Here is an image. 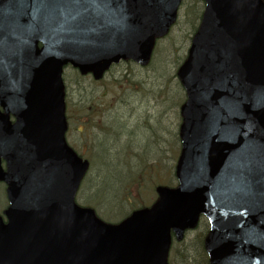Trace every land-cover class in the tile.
Wrapping results in <instances>:
<instances>
[{"label": "water", "instance_id": "1", "mask_svg": "<svg viewBox=\"0 0 264 264\" xmlns=\"http://www.w3.org/2000/svg\"><path fill=\"white\" fill-rule=\"evenodd\" d=\"M182 1L0 0V182L9 201L0 264H168L172 232L183 240L202 215L210 264H264L263 0H204L178 72L187 95L179 186L158 188L152 208L118 225L75 203L89 163L66 142L64 67L100 80L121 60L148 65Z\"/></svg>", "mask_w": 264, "mask_h": 264}, {"label": "rangeland", "instance_id": "2", "mask_svg": "<svg viewBox=\"0 0 264 264\" xmlns=\"http://www.w3.org/2000/svg\"><path fill=\"white\" fill-rule=\"evenodd\" d=\"M204 9L201 1L184 2L175 28L157 42L149 68L121 63L100 84L80 77L71 67L65 70L67 141L90 161L77 202L95 208L110 223L153 205L158 186L178 184L175 168L181 152L180 108L186 95L177 72ZM87 97L94 98L95 107L88 113L93 120L88 132L81 124L82 103ZM5 190L0 183V214L8 206ZM209 230V222L203 218L184 241H174L170 264H198L203 253L198 246Z\"/></svg>", "mask_w": 264, "mask_h": 264}, {"label": "flooded vegetation", "instance_id": "3", "mask_svg": "<svg viewBox=\"0 0 264 264\" xmlns=\"http://www.w3.org/2000/svg\"><path fill=\"white\" fill-rule=\"evenodd\" d=\"M85 99H87V101L85 100L84 103H82V109H81L82 114H83V116H82V123L83 124H87L88 113L90 111H95V107L93 106L94 98L93 97H87ZM115 102H117V101L115 100ZM88 104H90V106L86 107Z\"/></svg>", "mask_w": 264, "mask_h": 264}, {"label": "trees", "instance_id": "4", "mask_svg": "<svg viewBox=\"0 0 264 264\" xmlns=\"http://www.w3.org/2000/svg\"><path fill=\"white\" fill-rule=\"evenodd\" d=\"M202 245H203V242L201 241L199 243L198 247H199V249H201V252L203 251V253H200L202 257H201V259H199L200 261L198 264H209V258H208L207 254L204 250V247Z\"/></svg>", "mask_w": 264, "mask_h": 264}, {"label": "snow or ice", "instance_id": "5", "mask_svg": "<svg viewBox=\"0 0 264 264\" xmlns=\"http://www.w3.org/2000/svg\"><path fill=\"white\" fill-rule=\"evenodd\" d=\"M77 2H79V0H77ZM89 3H95L96 0H88Z\"/></svg>", "mask_w": 264, "mask_h": 264}]
</instances>
